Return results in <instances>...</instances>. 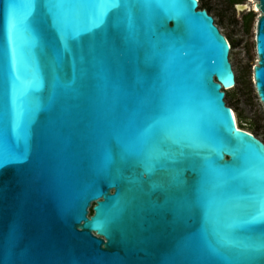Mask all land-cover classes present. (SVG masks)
Returning <instances> with one entry per match:
<instances>
[{
	"label": "water",
	"instance_id": "95a60500",
	"mask_svg": "<svg viewBox=\"0 0 264 264\" xmlns=\"http://www.w3.org/2000/svg\"><path fill=\"white\" fill-rule=\"evenodd\" d=\"M14 2L0 0V264H264V144L226 106L229 42L198 0L72 16Z\"/></svg>",
	"mask_w": 264,
	"mask_h": 264
},
{
	"label": "rangeland",
	"instance_id": "374dc122",
	"mask_svg": "<svg viewBox=\"0 0 264 264\" xmlns=\"http://www.w3.org/2000/svg\"><path fill=\"white\" fill-rule=\"evenodd\" d=\"M237 4H245L248 9L238 11ZM199 5L208 11L215 26L232 45L228 60L235 75V85L225 91L226 106L234 113L239 128L264 143V110L252 80L257 59L254 28L258 14L245 0H199Z\"/></svg>",
	"mask_w": 264,
	"mask_h": 264
},
{
	"label": "snow or ice",
	"instance_id": "6c2138e0",
	"mask_svg": "<svg viewBox=\"0 0 264 264\" xmlns=\"http://www.w3.org/2000/svg\"><path fill=\"white\" fill-rule=\"evenodd\" d=\"M56 3L58 7L62 9H67L69 16H72L81 9H87V8L100 9L105 6L101 2H98V0H56ZM26 4L34 7L35 0H26ZM9 7L10 9L15 7L14 0H10ZM18 23H20V21H18L15 18L14 14L10 12V27L15 28L17 27ZM0 163H2V161H0ZM260 216H264V211L260 213ZM258 218L259 217H253L252 222H255Z\"/></svg>",
	"mask_w": 264,
	"mask_h": 264
},
{
	"label": "bare ground",
	"instance_id": "6f19581e",
	"mask_svg": "<svg viewBox=\"0 0 264 264\" xmlns=\"http://www.w3.org/2000/svg\"><path fill=\"white\" fill-rule=\"evenodd\" d=\"M256 4H257V1H256V0H248V6L251 5L252 8L255 10V12H256V13L258 14V16H259V15H260V12H259V10H258ZM245 8H247V7L245 6ZM238 9H239V10H242V9H244V8H243V7H238ZM254 31H255V28H254ZM229 47H230V46H229ZM256 62H257V59H256ZM233 87H234V86H233ZM233 87L226 89V91H227V90H231ZM232 113H233V112H232ZM233 115H234V113H233ZM234 116H235V115H234ZM236 125H237V123H236ZM237 128H239V127L237 126Z\"/></svg>",
	"mask_w": 264,
	"mask_h": 264
},
{
	"label": "trees",
	"instance_id": "16d2710c",
	"mask_svg": "<svg viewBox=\"0 0 264 264\" xmlns=\"http://www.w3.org/2000/svg\"><path fill=\"white\" fill-rule=\"evenodd\" d=\"M198 4H199V0H198ZM199 10H206L205 8H201L200 7V5H199ZM207 11V10H206ZM208 12V11H207ZM228 41V40H227ZM229 42V41H228ZM229 45H230V50L232 49V45H231V43H229ZM225 98H226V94H225V97H224V100H225ZM228 107V106H227ZM230 108V107H229ZM239 129H241V128H239ZM241 130H243V129H241Z\"/></svg>",
	"mask_w": 264,
	"mask_h": 264
},
{
	"label": "flooded vegetation",
	"instance_id": "af4514ba",
	"mask_svg": "<svg viewBox=\"0 0 264 264\" xmlns=\"http://www.w3.org/2000/svg\"><path fill=\"white\" fill-rule=\"evenodd\" d=\"M245 1H248V0H245ZM237 6H241V7L244 8V9H242L241 11H244V10H247V9H248V8H245V4H237L236 7H237ZM239 11H240V10H239ZM245 19H247V16L245 17ZM263 144H264V143H263ZM90 214H91V211H90ZM90 214H89V215H90Z\"/></svg>",
	"mask_w": 264,
	"mask_h": 264
},
{
	"label": "built area",
	"instance_id": "2783aa9c",
	"mask_svg": "<svg viewBox=\"0 0 264 264\" xmlns=\"http://www.w3.org/2000/svg\"><path fill=\"white\" fill-rule=\"evenodd\" d=\"M197 9L199 10V4H198V8Z\"/></svg>",
	"mask_w": 264,
	"mask_h": 264
},
{
	"label": "clouds",
	"instance_id": "9594fccd",
	"mask_svg": "<svg viewBox=\"0 0 264 264\" xmlns=\"http://www.w3.org/2000/svg\"><path fill=\"white\" fill-rule=\"evenodd\" d=\"M230 46V45H229Z\"/></svg>",
	"mask_w": 264,
	"mask_h": 264
}]
</instances>
